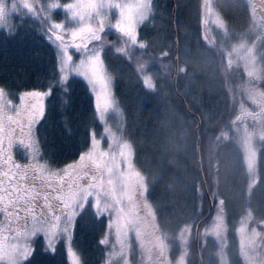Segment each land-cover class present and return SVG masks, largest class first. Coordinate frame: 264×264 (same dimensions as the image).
Wrapping results in <instances>:
<instances>
[{
    "label": "trees",
    "instance_id": "trees-1",
    "mask_svg": "<svg viewBox=\"0 0 264 264\" xmlns=\"http://www.w3.org/2000/svg\"><path fill=\"white\" fill-rule=\"evenodd\" d=\"M173 1L177 43L174 87L171 0H152L153 10L137 29V46L129 60L108 52V48L103 52L113 76V95L123 114L124 138L132 150L134 165L146 182L152 183L153 178L160 183L149 189V203L158 213L163 229L168 216L171 225L177 223L168 212L176 208L175 213H180L179 210L187 208L179 200L176 205L172 202L181 191L191 193L193 202L188 215L191 218L185 221L184 216L183 223L196 225L206 216L208 205L196 156L198 142L205 187L213 205L220 199L228 232H232L235 220L247 212L264 224V135L257 153L256 183L250 192L238 147L232 141L213 146L214 139L231 118V103L219 57L203 38L201 0ZM242 5L241 0H221V14L231 29L238 30L244 25ZM49 23L45 17L38 19V15L23 13L19 21L14 15L9 27L0 28V85L15 97L25 91L44 90L53 83L58 71V50L46 38ZM69 77L70 101L66 105L62 103L63 93L57 91V98H49L47 102L46 116L33 130L41 161L59 168L77 161L85 151L82 147L89 141V132L99 126L87 85L78 77ZM13 145L14 158L22 163L27 155L14 137ZM161 202L166 203L164 211L159 206ZM144 218L153 240L149 237V261L153 264L161 259V236L159 232L150 233L151 229L158 230L147 215ZM104 228L99 222L89 230L75 226L72 241L82 264H100L99 240ZM42 245L36 247L32 264H68L63 251L44 254ZM189 251L190 264H195L193 244ZM229 262L242 264L230 258Z\"/></svg>",
    "mask_w": 264,
    "mask_h": 264
},
{
    "label": "rangeland",
    "instance_id": "rangeland-1",
    "mask_svg": "<svg viewBox=\"0 0 264 264\" xmlns=\"http://www.w3.org/2000/svg\"><path fill=\"white\" fill-rule=\"evenodd\" d=\"M241 1L244 4L242 7L245 11V19L243 27L238 30H235V27L231 29L224 20L219 8L221 0H201L200 12L201 24L202 28H204V41L215 50L219 57L226 93L231 103V118L226 127L214 139L213 146L218 147L226 141H232L238 147L242 157L244 172L248 179V189L252 191L257 178V153L264 135V27L262 28L259 23V15L251 6L250 1ZM57 2L63 5L66 3H76L77 0ZM52 3L55 2L39 0V3L36 5L37 14H35L38 15V19L45 17L49 22L51 20H62L67 29L79 26L78 22L72 20L70 14L63 8H50L49 5ZM109 3L124 5L125 10L128 7H132L134 12L138 10L139 18L136 20V32L139 25L153 10L152 0H109ZM7 6L9 9L11 8V0H8ZM20 11L23 13L22 9ZM101 11L106 24L109 25L102 34L105 40L104 52L108 48L110 49L108 52H112L116 56L129 60V56L136 49L137 42L135 45H132L130 40L125 41L126 38L122 34L110 27V25L115 24L120 18L118 9L106 6ZM13 16H10L5 25L0 28L9 27L7 25H10ZM53 43L56 46L54 40ZM92 46L90 45L89 47ZM121 46H124L125 51L123 53L116 52V48ZM69 54L72 55V63L74 64H78L79 60L83 58V53H76L74 49H70ZM102 57H104L103 53ZM103 60L106 72L112 80L113 95V76L107 68L105 57ZM140 70L142 71L143 69L140 68ZM68 75H73L83 80L79 75L71 71V69H69ZM84 83L86 84L85 81ZM87 87L90 89V86L87 85ZM113 98L115 100L114 95ZM11 99L14 104L19 103L12 94ZM5 112L15 115L11 109H5ZM96 119L99 126L96 125L93 130L97 134V138L102 141L100 150L117 153L115 166L118 167L120 176L116 189L118 203L112 202L111 200L105 201L104 197L101 198L102 204L104 202L114 203L116 214H105V219H97L91 207L92 200H90L89 207L76 220L75 226L77 228L83 226L84 230H89L97 222L102 224V227H105L109 219L115 222L112 228L106 229L105 227L101 230V235L104 233L101 239L107 237L108 244L101 245V239L99 240V246H101L98 256L100 258V264H152L150 263L152 261H149L151 255L149 252V240L151 239V242L153 240L146 228V218L144 217L147 215L148 220L158 230L154 231L151 229L150 233L153 235V232L157 234L159 232L161 236V259H158L153 264H190L191 255L189 250L194 240L195 224L194 222L183 223V220L187 221L191 218L188 215H191L190 210L191 206H193L192 194L189 192L182 193L181 191L180 195H175L178 199H173L172 202L176 205L177 200H179V204H183L187 208L184 211L179 210L180 213H175L174 210L176 208L171 213L168 212V214L177 220V223L175 226L173 224L171 225L169 216H166L168 218L166 220L167 224L165 223L166 228L163 229L159 221L158 213H156L152 203L150 204L147 198L149 189L151 187L154 188L160 183H156L157 181L155 182L153 178L151 179L152 183L146 182L145 176L136 169L132 150L124 138V118L116 100L115 106L109 109L103 121H100L98 112H96ZM34 126L31 130V136L28 134L27 127H25L23 135L13 136L16 143L27 155V158L25 156L23 157L22 164L28 163L33 165L34 167L30 172L36 171L43 175H48V172L60 170L65 165L59 168L55 164L50 165L51 163H45L39 158V151L33 152L25 148V145L30 144L33 139L36 140L33 135ZM105 129H110L112 135H108ZM19 141H23V144L18 143ZM83 146L82 149L85 148V151L89 150V141L88 143L85 141ZM40 166H43V168ZM44 169L47 171H44ZM30 172L29 175H31ZM107 179V174H105L106 189ZM210 199L213 202L212 197ZM165 205L166 203L164 202L159 204L162 211H164L163 207ZM234 218L236 217L231 218L232 221H234ZM80 221H82V226L80 225ZM2 222L0 220V223ZM167 225H170V227H167ZM5 227H7L6 224ZM21 227L24 226L21 225ZM27 227H31L30 221ZM228 231L229 227L224 216L222 204L220 199L217 198V203L215 202L214 205L212 203L209 220L199 231L197 246L202 264H229V258L234 260L235 263L236 261L237 263L241 261L242 264H264V224L261 221L247 212L235 220L232 232ZM19 243H24L23 235ZM54 243L56 242L54 241ZM66 243H56V251H63L66 262L70 264V258L66 255ZM41 244H43V241L39 240L37 247ZM71 247L80 257L78 249L73 245V241H71ZM195 264H197V261Z\"/></svg>",
    "mask_w": 264,
    "mask_h": 264
},
{
    "label": "snow or ice",
    "instance_id": "snow-or-ice-1",
    "mask_svg": "<svg viewBox=\"0 0 264 264\" xmlns=\"http://www.w3.org/2000/svg\"><path fill=\"white\" fill-rule=\"evenodd\" d=\"M38 3L39 0H11L9 9L8 0H0V27L13 14L17 21L22 19L23 13L29 16L37 14ZM106 6L118 9L120 17L110 27L122 34L125 41L130 40L135 45L138 10L134 12L132 7L125 10L124 5L111 4L109 0H77L76 3L63 5L55 2L49 7L63 8L79 26L67 29L62 20H51L49 23L46 38L56 42L59 57L53 83L48 84L44 90L17 94L18 104L13 103L6 87L0 85V220L3 221L0 223V264H32L39 240L43 241L44 254H55L56 243L67 242L66 255L70 258V264H82L71 247L76 220L89 207L90 200L97 219H105V214H116L114 203L102 204L101 198L118 203L116 189L120 176L115 166L117 153L100 150L102 141L97 138L94 130L89 132V150L81 153L77 161L66 164L56 172H48V175L36 171H31L29 175L34 166L16 161L11 151L14 147L13 136L23 135L25 127L31 136L33 126L38 125L46 116L49 98H57V91L63 93L62 103L66 105L70 101L69 69L90 86L94 111L98 112L100 121L115 106L112 80L106 72L102 57L105 46L102 34L109 25L101 10ZM70 49L83 53L78 64L72 63ZM124 51V46L116 48L118 53ZM5 109H11L15 115L7 114ZM105 132L112 135L110 129H105ZM18 143L23 144V141ZM25 148L39 151L35 139ZM105 174L108 177L107 189ZM29 221L30 228L27 227ZM113 223L109 219L106 229L112 228ZM22 235L23 244L19 243ZM100 244H108L107 237L102 238Z\"/></svg>",
    "mask_w": 264,
    "mask_h": 264
},
{
    "label": "water",
    "instance_id": "water-1",
    "mask_svg": "<svg viewBox=\"0 0 264 264\" xmlns=\"http://www.w3.org/2000/svg\"><path fill=\"white\" fill-rule=\"evenodd\" d=\"M171 5L173 7V11H172V19H171V25H172V34H173V42H174V45H173V87L175 85V79H176V75H177V56H176V51H177V43H176V33H175V27H174V1L171 0ZM194 135L195 137H197V132L196 130L194 131ZM196 156H197V164H198V171H199V174H200V178H201V183H202V187H203V190H204V195H205V198L207 200V205H208V212L206 214V216L204 218H202L200 221H198L195 225V229H194V240H193V249H194V252H195V255H196V258H197V264H201V257L199 255V252H198V236H199V229H200V226L201 224L206 221L210 214H211V210H212V202H211V199L208 195V193L206 192L205 190V186H204V180H203V177H202V173H201V168H200V159H199V153H198V142H197V148H196Z\"/></svg>",
    "mask_w": 264,
    "mask_h": 264
},
{
    "label": "flooded vegetation",
    "instance_id": "flooded-vegetation-1",
    "mask_svg": "<svg viewBox=\"0 0 264 264\" xmlns=\"http://www.w3.org/2000/svg\"><path fill=\"white\" fill-rule=\"evenodd\" d=\"M253 9L259 15V23L264 27V0H249ZM264 29V28H263Z\"/></svg>",
    "mask_w": 264,
    "mask_h": 264
}]
</instances>
